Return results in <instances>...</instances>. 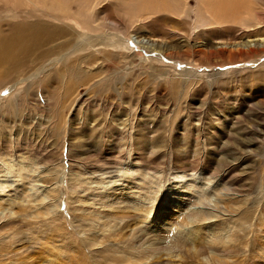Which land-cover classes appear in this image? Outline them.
Returning <instances> with one entry per match:
<instances>
[{
  "label": "rangeland",
  "instance_id": "rangeland-1",
  "mask_svg": "<svg viewBox=\"0 0 264 264\" xmlns=\"http://www.w3.org/2000/svg\"><path fill=\"white\" fill-rule=\"evenodd\" d=\"M58 1L62 5L54 0H0V43H11L14 33L30 27L25 42L36 47L28 46L27 66H18L21 68L13 69V73L7 72L11 64L0 55V153H9L13 158L24 152L31 161H51V167H57L58 176L64 180L57 184L62 206L57 221L54 215L49 218L61 236L70 238L78 250L74 263L66 264H137L136 250L123 246L122 237L130 245H137L135 232L142 228L144 246L140 245V249L155 247V264H209L204 257L186 251L185 259L174 256L169 262L164 246L170 247L173 239L167 216H163L167 214L162 211L171 210L173 204L183 206L180 199L185 194L193 195L186 201L187 206L197 207L192 201L197 202L198 192L193 189L200 190L196 188L199 184H209L208 200L212 201L207 204L211 207L220 204L223 196L235 200L236 213L231 217L223 215L222 229L232 228L238 243L248 239L250 242L245 253L226 256V263L221 264H233L232 259L241 260L244 254L253 256L247 257L251 259L246 264H264V53L255 56L234 47L215 48L223 43L244 42L257 29L264 33V0ZM67 9H74L84 20L85 33L120 35L117 39L122 43L121 49L127 47V52L105 47L106 42L95 37L91 44L90 35L85 36L78 27L74 29L48 17V12ZM148 33L159 37L150 39L156 43L155 51L143 48L134 37L147 39ZM75 45L80 49L70 57L58 58L74 51ZM86 64L103 67L87 72ZM78 126L82 127L77 129ZM70 169L81 173L80 180H70ZM130 188L134 192L126 194ZM105 193L113 194L112 201L123 199L133 206L127 207L130 220L107 222L106 232L101 224L107 217L94 213L96 219L91 218L93 210L104 209L100 199ZM144 204L153 207L149 214L137 211ZM73 206L91 211L73 213ZM245 210L251 215L243 217ZM118 211L121 212H113ZM80 212L89 218L78 219L75 224L72 217ZM27 222L13 232L15 239L20 240L16 246H27L25 258H29L25 262H39L37 252L52 249L56 257L46 251L50 262L40 264L58 263V248L45 245L44 230ZM82 224L86 231L81 233ZM93 226L96 228L92 231ZM112 226L118 233L114 239L105 238L104 233L108 236ZM98 229H102L100 246L110 247L104 255L83 242L82 234L87 236ZM154 235L165 242L154 240ZM15 244L10 243L11 248L16 249ZM34 246L41 248L35 255ZM123 251L129 253V260L117 256ZM174 251V255L180 253ZM3 252L7 254L9 249ZM21 256H9L4 262L14 264Z\"/></svg>",
  "mask_w": 264,
  "mask_h": 264
},
{
  "label": "bare ground",
  "instance_id": "bare-ground-1",
  "mask_svg": "<svg viewBox=\"0 0 264 264\" xmlns=\"http://www.w3.org/2000/svg\"><path fill=\"white\" fill-rule=\"evenodd\" d=\"M33 1V0H30ZM55 4L60 5L63 2H59L58 0H54ZM74 2V1H73ZM236 3V2H235ZM53 4V3H52ZM147 4V3H146ZM227 4V3H226ZM62 5V4H61ZM72 5V4H71ZM75 5V4H74ZM152 5V4H150ZM156 5V4H155ZM23 7V6H22ZM63 7V6H62ZM65 7V6H64ZM79 8V6H77ZM76 7V8H77ZM81 7V6H80ZM5 8V7H4ZM3 8V9H4ZM34 8V7H33ZM37 8V7H36ZM145 8V7H144ZM14 9V8H13ZM29 9V8H28ZM63 9V8H62ZM148 9V8H147ZM261 9V8H260ZM30 10V9H29ZM43 10V9H42ZM71 10V9H70ZM69 9L67 10H58L57 12H48V17L52 18L55 20V22L57 21L58 23H66V24H70L74 29L76 27H78L83 33L86 32L87 26L85 25L84 20L76 13L73 12V10L70 11ZM31 11V10H30ZM60 11V12H59ZM75 11V10H74ZM255 11V10H254ZM258 11V10H257ZM11 11H9L10 13ZM13 12V11H12ZM29 12V11H28ZM27 12V13H28ZM46 12V11H45ZM29 14V13H28ZM42 14V13H41ZM47 14V13H46ZM44 14V15H46ZM149 15V14H148ZM181 15V14H180ZM41 15H39L40 18ZM125 16H127V14L125 13ZM132 16L134 17V15L132 14ZM255 16V15H254ZM143 17V16H142ZM111 18V16H110ZM261 18V17H260ZM41 19V18H40ZM43 19V18H42ZM45 19V18H44ZM116 20V18H113ZM141 19V18H140ZM139 19V20H140ZM230 19V18H229ZM118 20V19H117ZM122 20V19H120ZM236 21V20H235ZM254 21V20H253ZM120 22V21H119ZM116 23V22H115ZM113 24V23H112ZM264 24V23H263ZM262 24V25H263ZM261 25V24H260ZM259 25V26H260ZM256 26V25H255ZM258 26V27H259ZM30 27H25L22 28V30L17 31V33H14L16 36L14 38H12L13 41H11V43L6 42L5 43H0V48L2 50H4V52H2V50H0V55L2 57H4V62H8L11 64V68L7 71L10 73H13V69L17 70L20 69L21 67L18 66H22L23 68L25 66H27V61H26V57L28 55V53L30 52V49L28 48V46L31 47V49H36V47L34 45H29L27 42H25V40L28 39V33L30 31L29 29ZM103 28V27H102ZM249 28V27H248ZM253 28V27H252ZM257 28V27H256ZM104 29V28H103ZM91 30V29H90ZM143 30V29H142ZM251 32V31H250ZM81 33V32H80ZM104 33V32H103ZM106 33V32H105ZM144 33V32H143ZM252 33V32H251ZM38 34H43L41 32H38ZM91 34V31L88 33H85V36H88ZM95 34V33H94ZM98 34V33H97ZM100 34V33H99ZM150 33H148L149 35ZM253 34V35H252ZM252 34H250L248 37V39L244 42H235V43H223V45H216L215 48H226V47H234L236 48V50L242 52V53H253L255 56H260L259 54L261 52L264 53V33L261 30H255V32H253ZM82 35V34H81ZM84 35V34H83ZM152 35V34H151ZM44 35H42L41 37L43 38ZM120 35H117L116 33L113 34H109V35H90L88 36V41L92 44V42L97 38L99 41L104 40L105 43V47L107 46H112L115 48H119L121 49V41H118V37ZM157 36V35H156ZM84 37V36H82ZM91 37V40H89V38ZM136 37V42L139 43L140 46H143V48L146 49H155L156 47V43L155 42H151L152 39H156L159 37H155L154 36H150V38H140V36H135ZM144 37V36H142ZM86 38V37H85ZM152 38V39H151ZM252 38V39H251ZM47 39H49V37H47ZM82 39V38H81ZM84 39V38H83ZM151 39V40H150ZM245 39V38H244ZM84 42V41H83ZM23 43V44H22ZM32 43H34L32 41ZM39 43V42H37ZM80 43V42H79ZM86 43V42H85ZM121 43V44H120ZM26 44V45H25ZM87 44V43H86ZM97 44H102V43H97ZM78 45V44H77ZM85 45V44H84ZM124 45V44H123ZM159 45V44H158ZM76 46V45H75ZM102 46V47H104ZM89 47V46H88ZM93 47V45H92ZM98 48H100L99 46H97ZM111 47V48H112ZM64 48V47H63ZM127 48V47H126ZM126 48H122V49H126ZM162 48V47H161ZM80 47H77L74 49V51H70V52H66L63 54H60V57H58L59 59H63L64 58H68L70 57L69 55L73 52H75L76 50H79ZM89 49V48H88ZM106 49V48H105ZM121 49V50H122ZM131 49V48H130ZM175 49V48H174ZM221 50V49H220ZM116 51V50H115ZM123 51V50H122ZM120 51V52H122ZM126 51V50H125ZM124 51V52H125ZM161 51V50H160ZM98 52V51H97ZM127 52V51H126ZM148 52V51H147ZM159 52V51H158ZM169 52V51H168ZM171 52V51H170ZM156 53V52H155ZM36 54V53H35ZM138 54V53H137ZM141 55V53H139ZM154 54V52H153ZM14 55H18L17 59L15 58ZM20 55L22 57H20ZM138 56V55H136ZM143 57V55H141ZM153 56V55H152ZM101 57V56H100ZM107 57V56H106ZM128 57V55H127ZM132 57V56H131ZM57 58V57H55ZM54 58V59H55ZM88 58V57H87ZM138 58V57H137ZM144 58V57H143ZM258 58V57H257ZM261 58V57H260ZM89 59V58H88ZM93 59V58H92ZM108 59V57H107ZM123 59L124 56H123ZM87 60V59H86ZM85 60V61H86ZM90 60V59H89ZM138 60V59H137ZM142 60V59H141ZM84 61V60H83ZM84 61V62H85ZM91 61V60H90ZM99 61V60H98ZM97 61V62H98ZM102 61V60H100ZM114 61V60H113ZM134 61V60H133ZM146 61V60H145ZM67 61H65L66 63ZM84 62H82L84 64ZM88 62V61H87ZM86 62V63H87ZM94 63H97L95 61H93ZM105 62V61H104ZM141 62V61H140ZM50 63V61H49ZM48 63V64H49ZM56 63V62H55ZM100 63V62H99ZM108 63V62H107ZM118 63V62H117ZM143 63V62H142ZM89 64V63H87ZM86 64V71L88 72V70L92 71L93 69H101L103 66L100 65H87ZM111 64V63H110ZM109 64V65H110ZM115 64V63H114ZM113 64V65H114ZM126 64V63H125ZM135 64V63H134ZM152 64V63H151ZM151 64L149 63V66H151ZM155 64V63H154ZM148 65V64H147ZM82 66V65H81ZM135 66V65H134ZM53 67V66H52ZM97 67V68H96ZM113 67V66H112ZM145 67V66H143ZM152 67V66H151ZM83 68V67H82ZM128 68V67H127ZM134 68V67H133ZM141 68V67H140ZM146 71L148 70L147 67ZM155 68V67H154ZM159 68V67H158ZM142 69V68H141ZM151 69V68H150ZM168 69V68H167ZM28 70V69H27ZM83 70V69H82ZM93 70V71H94ZM133 69H131L132 71ZM152 70V69H151ZM157 70V67H156ZM25 71V70H24ZM47 71V70H46ZM49 71V70H48ZM65 71V70H64ZM125 71V70H124ZM128 71V70H127ZM126 71V73H127ZM150 71V70H149ZM148 71V73H149ZM158 71H161L158 69ZM100 72V71H98ZM153 72H155V70H153ZM68 73V72H67ZM158 73V72H155ZM90 74V73H89ZM150 74V73H149ZM33 75V74H32ZM37 75V74H36ZM35 75V76H36ZM94 75L95 74L94 72ZM93 75V76H94ZM155 75V74H154ZM15 76V74H14ZM34 76V78H35ZM102 77V76H101ZM158 77V76H157ZM161 77V76H160ZM28 79V78H27ZM89 79V78H88ZM102 79V78H101ZM46 80V79H45ZM20 81V80H19ZM94 82V81H93ZM104 82V81H103ZM14 83V82H13ZM96 86V85H95ZM69 88V87H68ZM63 106V105H62ZM60 108V107H59ZM51 112V111H50ZM52 113V112H51ZM111 115V114H110ZM60 116V115H59ZM60 121V119H58ZM58 121V122H59ZM48 123V122H47ZM79 123V122H78ZM120 123V122H119ZM45 124V123H44ZM51 124V123H50ZM6 125V124H5ZM53 125V124H52ZM13 126V125H12ZM5 127V126H4ZM82 126H78L77 129H79ZM60 128V127H59ZM12 129V128H11ZM1 130V129H0ZM14 130V129H13ZM59 131V130H58ZM33 132V131H32ZM35 134V133H34ZM27 135V134H26ZM137 135V134H136ZM140 135V134H138ZM139 137V136H138ZM34 138V137H33ZM13 139V138H12ZM36 139V138H35ZM2 140V139H1ZM146 140V139H145ZM14 141V140H13ZM1 143V142H0ZM18 143V142H17ZM29 143V142H28ZM38 143V142H37ZM4 144V143H3ZM11 144V143H10ZM41 144V143H40ZM56 144V143H55ZM20 145V144H19ZM141 145V144H140ZM18 145H16L17 147ZM97 146V145H96ZM99 146V145H98ZM1 147V146H0ZM25 147V146H23ZM21 147V148H23ZM13 148V146H12ZM33 148V147H32ZM2 149V147H1ZM28 149V148H26ZM11 150V149H10ZM15 150V149H14ZM1 151V150H0ZM12 151V150H11ZM33 151V150H32ZM26 152V151H25ZM29 153V152H28ZM3 155H1L0 157V251L2 252L0 254V264H9L4 262V260L7 259V257L9 258V256H12V259L20 254H23V256L20 257L19 261L17 259L13 261L14 264H27V262H25V260L27 261V258H29V256H27V258H25V251L27 252V250H25V248H27V246L25 247V245L23 246H19L17 247L15 243H20L17 241H20L18 238L17 240L15 239V234H13L14 230H16L18 228V225L20 224V226H24L26 225V222L28 221H32V224L34 226H39L41 227L44 231L43 233V239H45L46 243L48 246H54L55 248H58V250L61 252V256H57L58 257V263L56 264H66V263H70L75 261V258L78 254V250L76 245L73 243L72 240H70V238H63L61 235L62 233H60V231L57 230L56 227H53V224H51V219L49 217H54V220H58L59 217L57 216L59 214V209L60 206H62V193H61V189L59 188L58 182L64 181L61 176H58L57 174V167H51V161H42V162H38L36 161H31L29 159V157H25L24 152H22L23 155H21L20 157H11L9 153H2ZM32 154V153H31ZM14 155V153H13ZM30 155V153H29ZM27 155V156H29ZM34 155V154H32ZM45 155V154H44ZM3 156V157H2ZM7 156V157H6ZM15 156V155H14ZM38 156V154H37ZM35 157V156H33ZM40 158V157H38ZM82 158V157H81ZM43 160V157H42ZM131 165V164H130ZM56 166V165H54ZM133 169V168H132ZM70 172H72V174H70V180L71 181H78L80 180V172H78L77 170L74 169H70ZM73 173H75L76 175H74ZM198 174V173H196ZM199 175V174H198ZM185 176L183 175V178ZM61 178V179H60ZM153 178V177H152ZM196 179V177H194V180ZM185 180V179H184ZM17 182L18 185L16 184ZM188 182V181H187ZM185 182V183H187ZM194 181L191 182V184H193ZM196 182V181H195ZM62 183V182H61ZM79 183V182H78ZM150 183V182H149ZM16 184V185H15ZM76 184V183H75ZM188 184V183H187ZM202 184V183H201ZM40 186L43 187V189H40ZM198 187H196L197 189L200 190H196L193 189V191H197V196H196V200L197 202H193L194 204H198L197 207L195 208H191V204L190 206H187L186 201H188L189 199H192V196H189L188 194H185L183 197H181V203L184 204L183 206H181L180 208H178V206H176L175 204H173V208L171 210L168 209H164L162 211V214H167V215H163L164 217L167 216V223H169L168 225L170 226V233L172 230V234H171V238L173 239L170 247L167 245L165 246V249L167 251V258L170 259L169 262H172L171 259L175 258L174 256L180 258L181 259H185L186 256H184V252L186 251V253H193V255H195L196 257H204L206 262H208L209 264H214L215 261H217V263L215 264H221L223 262H225L226 256H230L232 254H241L246 252V248L249 246L250 242L249 239L245 242H239L238 243V239L235 236L234 232H232V228L229 229H222V221L221 220L223 218V215L228 214V216H233V213H236V209H237V205L235 203V200H232L233 198H224L222 197L220 198V204L216 203V205L212 204L213 206L211 207L208 203H211L212 199L208 200V193L210 192V186L209 184L203 186V185H197ZM132 188L128 189L126 191L127 193L130 192H134V190L131 191ZM139 189V188H138ZM108 191V190H107ZM113 191V190H112ZM116 191V190H114ZM140 192V191H139ZM138 192V193H139ZM217 192V191H216ZM222 193H224L223 191H221ZM220 192V193H221ZM137 193V195H138ZM149 193V192H148ZM238 193V192H237ZM125 194V193H124ZM230 194L233 195V193H228V196H230ZM113 195V194H112ZM111 194L109 193H105L103 196H101L100 202H102V204L104 205V209L102 211L100 210H93V213L91 215V218L96 219L95 215H102L107 217V221L105 223H102L101 226L104 229V231L106 232L105 228H106V224L107 222L113 221L114 222H118V221H126V220H130L131 219V215L128 214V209L127 207H133L131 205V203L127 200H111ZM216 195H219V192H217ZM227 195V194H226ZM241 195V194H240ZM79 196V195H78ZM227 196V197H228ZM236 196H239L236 195ZM243 196V195H242ZM137 197V196H136ZM81 198V197H79ZM179 198V197H178ZM195 198V195H194ZM239 199V198H238ZM83 200V198H82ZM143 200V199H142ZM242 200V199H241ZM96 201V200H95ZM133 202V200H130ZM99 202V203H100ZM232 202V205H231ZM238 202V200H237ZM244 202V201H243ZM73 203V202H72ZM81 203V202H80ZM140 203V202H139ZM142 203V202H141ZM144 203V202H143ZM151 203V202H150ZM149 203V204H150ZM83 204V203H82ZM136 204V203H135ZM153 204V203H152ZM6 205V206H3ZM97 205V204H95ZM114 205H116V207H114ZM243 206V205H242ZM88 207V206H87ZM239 207V205H238ZM249 207V206H248ZM72 211L73 213L80 210H83L85 212H89L91 211L90 208H78L77 206H73L72 207ZM241 208V207H240ZM246 208V207H245ZM93 209V208H92ZM102 209V207H101ZM115 210H120L121 212L114 213L113 211ZM136 210V209H135ZM153 210V207L150 208L149 206H146V204L144 205H140L137 207V211L138 212H149ZM161 211V210H160ZM239 211V210H238ZM243 211V210H242ZM241 211V212H242ZM154 212V211H153ZM168 212V213H166ZM240 212V215H241ZM94 213H96L94 215ZM170 214V215H169ZM250 212L249 211H244L243 212V217L249 215ZM251 215V214H250ZM56 216V217H55ZM99 216V215H98ZM137 216V215H135ZM139 216V214H138ZM237 216V215H236ZM242 216V215H241ZM238 217V216H237ZM242 217V218H243ZM73 220L74 223L77 224L76 220H85L88 219L89 217L84 215L83 212H80V214H75L73 215ZM90 218V219H91ZM233 218V217H232ZM248 218V217H247ZM99 219V218H98ZM169 219V220H168ZM246 219V218H245ZM244 219V220H245ZM142 220V219H141ZM225 220V219H224ZM236 220V219H235ZM238 220V219H237ZM236 220V222H237ZM241 220V219H239ZM17 221V225L14 226L13 222ZM53 221V220H52ZM27 222V224H28ZM99 222V221H98ZM242 222V220H241ZM31 223V222H30ZM53 223V222H52ZM96 223V222H95ZM233 223V222H232ZM240 223V222H239ZM244 223V222H243ZM230 224V223H229ZM238 224V223H237ZM242 224V223H241ZM231 225H235V224H230ZM245 224H243L242 226H244ZM48 226V227H46ZM81 227H79L81 233L85 232L86 229H84L83 224L80 225ZM127 226V225H126ZM125 226V227H126ZM160 226V225H159ZM167 226V225H166ZM239 226V225H238ZM119 227V226H118ZM246 227V226H245ZM244 227V228H245ZM34 228V227H33ZM96 228V226H93L91 228V230L93 231ZM115 228V227H114ZM113 226H112V230H114ZM124 228V227H123ZM236 228V227H233ZM240 228V227H239ZM243 228V227H242ZM31 229V228H29ZM149 228H146V230ZM222 229V230H221ZM99 230V231H98ZM96 232L92 231L87 234V236L85 234L83 235V242L87 243L88 246L90 248L96 247L95 248V252L97 254L101 253L103 254L105 251L110 252V250L108 248H110L109 246H104V248H102L100 245L102 244L101 239L102 236L100 235L102 232V229H98ZM111 233H108V236H106V234L104 233L105 238L108 237L109 239H114V234H117L118 232L116 230L112 231ZM119 230V229H118ZM137 230V229H136ZM133 231V230H132ZM142 231L145 233V231L142 229L137 230L135 232L136 234V239L134 240L136 241L137 245L133 243H131V245L127 242L128 240L126 238L122 237V244L123 246L127 247L128 249L130 248H134L137 252L136 256L134 257V262L137 264H143L144 262H146V264H155L157 261L156 259H154V255L156 254L155 251H157L155 249V247H150L152 248V250H143L140 249V245H142L143 243H141L142 240ZM17 232V231H15ZM14 232V233H15ZM100 232V234H99ZM134 232V231H133ZM167 232V231H166ZM237 232V231H236ZM239 232V231H238ZM243 232V231H242ZM29 233V232H28ZM31 233V232H30ZM149 233V230H147L146 234ZM27 234V233H26ZM151 234V232H150ZM34 235V234H33ZM32 235V236H33ZM36 236V235H35ZM37 236L39 238L40 235ZM239 236V235H238ZM116 237V236H115ZM131 237V236H130ZM155 239L154 240H158L157 238H159L160 240H163L161 237H157L154 235L153 236ZM244 237V236H243ZM32 238V237H31ZM36 238V237H35ZM37 238V239H38ZM41 238V237H40ZM103 238V239H105ZM240 238V237H238ZM34 239V237H33ZM32 239V241H33ZM121 240V238H119ZM244 239V238H243ZM139 240V242H138ZM22 241V239H21ZM27 241V240H26ZM30 240H28L29 242ZM31 241V242H32ZM37 241V240H36ZM35 240L34 242L37 243ZM42 241V240H41ZM82 241V239H81ZM125 244H124V242ZM243 241V240H242ZM23 242V241H22ZM39 242V241H38ZM107 242V241H106ZM143 242V241H142ZM236 242L238 243V245L236 244ZM10 243L15 244L14 246L17 247L16 249L11 248ZM104 243V242H103ZM115 243V242H114ZM140 243V244H139ZM33 244V243H32ZM32 244H29V247L32 246ZM38 244V243H37ZM161 244V242H160ZM26 245L27 242H26ZM40 245L41 242H40ZM86 245V244H85ZM221 245L222 248H219L218 246ZM3 246V247H2ZM121 246V245H120ZM144 246V244L142 245ZM154 246V245H153ZM25 247V248H24ZM33 247V246H32ZM163 247V246H162ZM9 249V252L7 254H5L3 251L4 249ZM43 248V247H42ZM49 248V247H48ZM161 248V247H160ZM37 249H41V248H37L34 246V253L33 255H35V251H37ZM90 250V249H89ZM94 250V249H93ZM141 250V251H140ZM174 250H179L180 253H178L177 255H174ZM43 251V250H42ZM47 251V253H46ZM46 251L41 252H37V258L39 260V262H32L29 260V264H40L41 262L43 263H48L50 262L49 257L46 254H50L53 257H56L55 253H52V249H48ZM121 251V250H120ZM174 251V252H173ZM46 254H45V253ZM253 252V251H252ZM161 253V252H160ZM111 254V253H110ZM129 254V253H128ZM125 253V251L123 252H118L117 256L120 257L123 260H129V255ZM254 254V253H253ZM32 255V254H31ZM104 255V254H103ZM107 255V254H106ZM115 255V254H114ZM189 255V254H188ZM108 256V255H107ZM190 256V255H189ZM233 256V255H232ZM235 256V255H234ZM240 259H241V255ZM238 256V257H239ZM19 257V256H18ZM247 257H253V256H247ZM246 254L243 255L241 260H238L236 262H234L236 259H230L231 263L233 264H246L247 260H250L251 258H247ZM31 258V256H30ZM118 258V259H120ZM125 258V259H124ZM104 259V258H103ZM114 259V258H113ZM153 259L156 261L154 262ZM190 259H192L190 257ZM195 259V258H194ZM200 259V258H199ZM203 259V258H202ZM238 259V258H237ZM115 260H117V258H115ZM151 260V261H150ZM193 260V259H192ZM198 260V258H197ZM204 260V259H203ZM24 261V262H23ZM106 261V260H104ZM120 261V260H119ZM100 262V261H99ZM54 263V262H53ZM226 263V262H225ZM51 264V263H50ZM103 264V263H101ZM113 264V263H112ZM183 264V263H182ZM228 264V263H227ZM259 264V263H256Z\"/></svg>",
  "mask_w": 264,
  "mask_h": 264
}]
</instances>
